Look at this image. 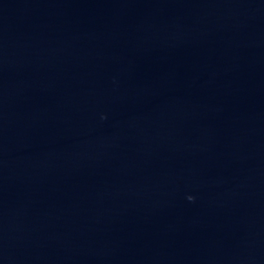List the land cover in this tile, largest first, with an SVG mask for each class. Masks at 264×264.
Here are the masks:
<instances>
[{
    "label": "water",
    "instance_id": "water-1",
    "mask_svg": "<svg viewBox=\"0 0 264 264\" xmlns=\"http://www.w3.org/2000/svg\"><path fill=\"white\" fill-rule=\"evenodd\" d=\"M0 264H264V0H0Z\"/></svg>",
    "mask_w": 264,
    "mask_h": 264
},
{
    "label": "clouds",
    "instance_id": "clouds-1",
    "mask_svg": "<svg viewBox=\"0 0 264 264\" xmlns=\"http://www.w3.org/2000/svg\"><path fill=\"white\" fill-rule=\"evenodd\" d=\"M189 199H193L192 197H189Z\"/></svg>",
    "mask_w": 264,
    "mask_h": 264
}]
</instances>
